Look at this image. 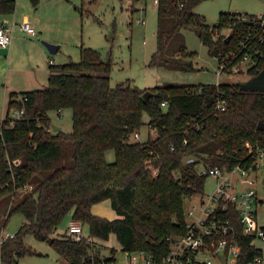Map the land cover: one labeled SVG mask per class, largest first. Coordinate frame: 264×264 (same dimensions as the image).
<instances>
[{"label": "trees", "instance_id": "obj_1", "mask_svg": "<svg viewBox=\"0 0 264 264\" xmlns=\"http://www.w3.org/2000/svg\"><path fill=\"white\" fill-rule=\"evenodd\" d=\"M202 1L157 0L156 49L148 65L196 70L184 36L189 29L218 61L226 52L239 58L248 53L247 73L256 75L264 66V25L232 12H220L209 25L194 12ZM14 11L15 0H0V14ZM225 28L229 38L221 34ZM111 66L109 57L80 45L78 61H49L46 87L9 93L7 111L14 106L23 113L12 118L7 112L0 122V200L8 205L0 232L12 214L23 222L13 238L0 243L1 264H16L32 253L27 235L47 243L64 264H100L98 243L110 234L124 252L144 251L159 263L170 249L169 238L186 233L184 199L203 193L207 176L199 167L248 165L245 144L264 145V91L242 90L236 82L112 86ZM220 96L226 100L222 111L215 108ZM65 108L72 111V130L53 131L49 112ZM144 124L155 137L130 141ZM105 199L115 212L112 219L91 211ZM69 212L88 225L92 243L52 235ZM216 215L229 220V236L239 245L235 264L261 260L262 250L244 233L233 205Z\"/></svg>", "mask_w": 264, "mask_h": 264}, {"label": "rangeland", "instance_id": "obj_2", "mask_svg": "<svg viewBox=\"0 0 264 264\" xmlns=\"http://www.w3.org/2000/svg\"><path fill=\"white\" fill-rule=\"evenodd\" d=\"M194 12L202 14L209 25H214L220 12H239L245 14L264 15V0H204L196 5ZM24 16L35 27L38 40L46 50L45 56H37L30 46H19L11 61L6 63L0 59V122L8 115L14 116V106L7 111L9 92H20L25 89H38L47 86V60L59 64L69 60L78 61L80 45L98 50L102 57H109L112 61L110 83L112 86L127 82L132 87L141 89L151 88L164 83L182 84H216L233 83L246 80L247 60L241 56L228 57L226 52L222 59L227 62L228 73L216 75L218 60L208 53L207 47L201 42L194 31L184 30L186 46L194 52V71L168 70L163 67L148 65L152 53L156 49L157 13L154 0H15V11L10 14H0V23L20 22ZM16 26V25H15ZM13 27L12 39L19 36L18 28ZM230 29L222 30L224 37H228ZM21 36L25 37L22 33ZM28 38V37H25ZM112 38V39H110ZM33 39V38H32ZM42 40L58 45L55 53L50 54ZM4 51H0L1 54ZM45 57H48L45 59ZM238 58V59H236ZM236 66V68H235ZM51 124L63 131L72 130V111L65 108L60 111L49 112ZM147 120V116L144 115ZM138 132L130 135V141H145L148 137H155V131L144 124ZM112 150L106 152V160L113 161ZM261 178V177H260ZM259 178V179H260ZM214 178L207 176L204 182V193L213 190ZM259 197H264L263 183L257 184ZM190 202L184 199L185 212L191 208ZM6 198L0 200V227L3 224V214L7 208ZM258 221L264 224V208L258 206ZM95 214L106 219L115 217V212L108 199L93 205ZM199 211L197 212V214ZM71 215L67 214L60 225L53 232L54 237L65 234ZM23 217L12 214L5 226V232H16ZM83 233L89 234L88 225L83 224ZM261 248L262 256L259 262L250 264H264V241L254 240ZM25 244L32 251L31 254L17 259L16 264H64L57 253L45 242L36 240L31 235L25 237ZM103 244V243H102ZM105 244V243H104ZM103 244V245H104ZM107 245L98 247L102 255H107L113 247L114 255L119 264H125V252L121 249L114 234H110Z\"/></svg>", "mask_w": 264, "mask_h": 264}, {"label": "built area", "instance_id": "obj_3", "mask_svg": "<svg viewBox=\"0 0 264 264\" xmlns=\"http://www.w3.org/2000/svg\"><path fill=\"white\" fill-rule=\"evenodd\" d=\"M154 2L156 4L157 0ZM232 13H235L238 19L254 22V25L257 23L264 25L263 14ZM14 26L20 32L36 36L37 31L27 16H24L18 23L13 21L12 27H8L6 21H2L0 23V50L10 44ZM239 46L244 48L245 42L240 41ZM233 56H236L235 53L230 51L228 57ZM243 58L247 60L248 65L251 60L249 54L244 53ZM227 65L226 61L220 59L216 75L228 73L230 70H228ZM215 108L219 111L224 110L226 100L221 96L217 98ZM22 113L23 110L16 109L14 116L11 117H19ZM134 135L138 136V132H134ZM245 146L250 155L248 165L239 163L231 168L226 166L199 167L200 174L214 178L213 190L210 193L203 192L186 198L190 202L193 199L198 200L193 202L191 208L185 212L186 233L169 238L170 249L159 263L154 262L144 251H125V264H235L240 252L239 245L233 237L229 236L231 231L229 220H222L216 215L218 209L225 210L228 204L233 205L237 212V218L244 233L253 235L254 239L264 241V225L258 223V206L264 208V197H259L256 191L258 183L262 182L264 187V145L253 148L249 143H246ZM192 161V158L186 160V162ZM29 188L31 187L25 186V189ZM216 234H220L221 237L214 244L211 239ZM66 235L75 241L86 240L89 243L94 241L90 234L83 233V224L72 216L67 226ZM14 236L15 232L10 233L1 230L0 243ZM221 255L223 256L222 259L220 258ZM99 257L100 264H119L115 255L110 251L107 255L99 254ZM255 261L259 262L260 260L256 258Z\"/></svg>", "mask_w": 264, "mask_h": 264}, {"label": "crops", "instance_id": "obj_4", "mask_svg": "<svg viewBox=\"0 0 264 264\" xmlns=\"http://www.w3.org/2000/svg\"><path fill=\"white\" fill-rule=\"evenodd\" d=\"M19 32V30H18ZM20 33H22L25 37H28V38H25L23 36L20 35ZM37 35V33H36ZM36 36H31V35H28V34H25L23 32H19V36H15V38L12 39L11 37V41H10V44L6 47V48H3L2 53L4 54H1L0 53V59L3 58L2 55L4 56V60L6 63H9L11 61V57L16 53L17 51V48L19 46L21 47H24V46H30L32 49L35 50V53H37V56H45V53H46V50L43 48L42 44L38 41V40H35ZM33 38V39H32ZM1 51V50H0ZM48 57H45V59H47ZM49 61H52L51 59L47 60V67H48V63ZM48 74H49V69H48ZM27 90V89H25ZM25 90H22V91H25ZM30 90V89H28ZM12 91H16V90H12ZM10 91V92H12ZM9 92V93H10ZM17 92V91H16ZM93 207V206H92ZM91 211L92 213L93 210L91 208ZM68 214L72 215L71 212H69ZM95 214V213H94ZM114 218V217H113ZM259 223V221H258ZM260 224V223H259ZM260 225H264V224H260ZM66 233V232H65ZM255 240V239H254ZM253 240V244L255 247H258L254 242ZM103 242H100L98 243L100 246L104 247V245L102 244ZM106 244V243H105ZM259 248V247H258ZM261 249V248H260ZM99 254H101V250L99 249Z\"/></svg>", "mask_w": 264, "mask_h": 264}, {"label": "water", "instance_id": "obj_5", "mask_svg": "<svg viewBox=\"0 0 264 264\" xmlns=\"http://www.w3.org/2000/svg\"><path fill=\"white\" fill-rule=\"evenodd\" d=\"M228 36L227 38H229ZM42 43L46 47V49L49 51L50 54H53L57 51L58 45L47 42L42 40ZM237 85L239 86L240 89L242 90H253V91H264V66L263 68L256 74L251 77H249L246 80H241L237 82ZM150 91H145L141 95V99L145 101L149 95ZM60 127L56 125H52V130L57 131L59 130ZM220 258L222 259L223 256L221 255Z\"/></svg>", "mask_w": 264, "mask_h": 264}]
</instances>
